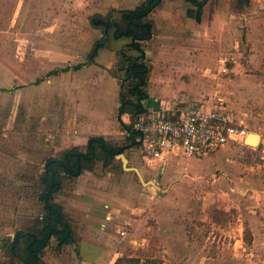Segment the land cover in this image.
<instances>
[{"label": "crops", "instance_id": "obj_1", "mask_svg": "<svg viewBox=\"0 0 264 264\" xmlns=\"http://www.w3.org/2000/svg\"><path fill=\"white\" fill-rule=\"evenodd\" d=\"M146 1L97 0L90 9L85 1H77L84 15L92 12L96 16L97 19L91 20L90 35L102 46L92 55L94 46L84 55V60L74 65L55 68L71 67L59 75L47 76L55 70L47 63V73L33 85L45 94V134L49 144L48 157L42 162L39 175L48 158L59 157L73 147L85 148L91 137L102 136L128 145L119 135L133 123L134 115H118L123 75L119 67L121 53L130 57H137L138 53L131 48V38L116 39L113 27L107 33L93 22L111 14L112 20H120L116 12L135 9ZM61 3L67 5L66 0ZM231 3L232 0H162L161 6L150 14L154 35L143 44L146 61L152 68L147 86L149 100L144 102L146 112H172L177 108L171 105H177L179 100L208 103L220 99L233 121L250 129L242 119L243 106L264 99V0H247V3L234 0L233 9L248 17L231 11ZM12 5L10 0H0V39L6 38V13L12 10ZM242 37L251 48L247 55L249 71L261 75H244L246 68L240 63V51L229 53V48L239 44ZM224 63L229 72L220 75ZM83 64L86 65L73 70ZM6 72L5 65L0 63L3 79ZM255 90L261 93L255 95ZM52 91L64 101L60 119L59 114L48 109ZM260 115L264 118V112ZM250 130L259 137L264 134ZM124 155L130 170L116 157L109 166L99 162L93 171H85L74 181L65 183L56 202L74 223L73 239L60 251L52 239L43 254V264H119L121 253L124 258H150L159 264H264V175L258 176L253 166L256 159L248 149L226 146L206 156L211 162L210 176L180 165L176 161L179 157L170 158L163 165L146 162L136 147L129 148ZM237 163H242V167ZM132 169L140 171L147 185ZM216 173L219 176L212 184L219 186L214 192L206 191L204 199H197L194 210L187 207L186 213L176 210L177 203L188 200L189 191L190 194L204 192L210 186L208 180ZM150 190L165 194L155 200ZM227 205L237 209L231 227L236 243L218 246L207 243L208 239L199 242L196 235L199 225H215L211 210L216 206L214 209L227 212ZM187 224L192 225L194 234L186 242ZM123 231L127 233L121 237ZM147 237L155 240L156 249L148 244L144 249L134 247L133 243H143ZM2 244L0 264H5V259L15 264L14 259L5 255ZM211 246L222 255L210 256ZM228 250L231 255L227 254Z\"/></svg>", "mask_w": 264, "mask_h": 264}, {"label": "rangeland", "instance_id": "obj_2", "mask_svg": "<svg viewBox=\"0 0 264 264\" xmlns=\"http://www.w3.org/2000/svg\"><path fill=\"white\" fill-rule=\"evenodd\" d=\"M61 1L10 0L13 4L12 10L6 13L8 14L5 25L6 38L0 39V63L7 69L5 79L0 74V243H3V246L9 243L17 230L31 223L42 211L36 200L35 182L42 162L48 157L49 144L46 142L45 134L47 114L45 94L33 85L47 73L48 70H45L47 63L51 69L74 65L78 60H84L87 56L85 54L97 45L94 37L90 35L91 20L97 19L96 16L94 14L92 16V12L84 15L78 7V0H66L67 5H63ZM84 1L87 9H90V5L97 4V0ZM85 16L86 21H84ZM250 49L245 38L242 37L239 44H235V47L231 46L228 50L229 53L240 51V63L246 68L244 75L259 73L249 71L247 55ZM227 56L232 57L231 54ZM55 87L59 88L58 85ZM54 93L53 91L49 93L48 109L50 113L59 114L58 119H60L64 101L60 94ZM260 93L255 90L254 94ZM176 104L171 105L173 109H185L194 102L186 99L179 100ZM243 110L242 119L246 120L250 129L264 132V118L260 115L264 112V99L260 103L252 101L245 103ZM232 111L237 115L235 110ZM208 158L186 161L179 157L176 161L182 166L188 165L190 171L195 170L196 173H207L206 176H210L212 171ZM146 162L153 164L156 161ZM237 165L242 167V163ZM253 166H256L258 176L264 175L263 163L254 161ZM218 176L219 173H216L208 180L210 186L204 188L202 190L204 192L199 190L190 194L189 191L186 194L188 200L184 199L180 204L176 202V210L182 213H186L188 209L194 210L197 199H204L207 195L206 191L211 193L218 188V183L214 186L212 184ZM150 191L155 200H159L165 194L156 190ZM214 208L211 210V215L215 219V225L211 226L209 223L199 225L197 240L205 243L208 239L207 243H217L218 246L236 243L235 232L231 227L234 226L233 214L237 215V209L227 205L226 209L229 212L227 216L219 214L215 216ZM150 224L155 225L152 220ZM192 228L191 224L186 225V242L193 239ZM248 240L247 236V243ZM143 243L148 244L150 248L153 246L155 248L156 244L153 238L150 241L148 237ZM211 247L208 250L210 256L217 258L222 255L220 250ZM129 251V254H132L130 249ZM227 254L231 255V251L228 250ZM3 262L12 264L8 259ZM119 264H124V261Z\"/></svg>", "mask_w": 264, "mask_h": 264}, {"label": "trees", "instance_id": "obj_3", "mask_svg": "<svg viewBox=\"0 0 264 264\" xmlns=\"http://www.w3.org/2000/svg\"><path fill=\"white\" fill-rule=\"evenodd\" d=\"M161 4L162 0H147L135 9L116 12L120 20H112V14L108 18L98 19L109 25V28L115 29L114 38H131V48L138 53L137 57L121 53L119 71L123 75L120 77L122 86L119 117L131 113L135 119L137 115L147 111L144 102L149 100L147 86L152 68L146 61L143 44L153 38V24L149 16ZM93 24L102 26L96 25L95 21ZM103 27L106 29L105 26ZM100 46L102 43L96 46L92 55ZM85 65H78L73 70L77 71ZM70 69L71 67L58 68L47 76L59 75ZM135 145L134 141L127 145L102 136H94L89 139L85 148L73 147L64 151L59 157L48 158L35 182L36 200L42 211L31 223L15 232L14 238L5 245V255L14 259L15 264H43V254L51 245L52 239L56 240L58 251L68 245L73 239L75 226L63 207L56 202V197L63 191L65 183L74 181L85 171H93L99 162L109 166L118 155L124 154ZM214 214L227 216L226 211L218 209H214ZM213 221L215 222V219ZM121 261H124V264H142V259L134 257H126ZM152 264L159 263L152 260Z\"/></svg>", "mask_w": 264, "mask_h": 264}, {"label": "built area", "instance_id": "obj_4", "mask_svg": "<svg viewBox=\"0 0 264 264\" xmlns=\"http://www.w3.org/2000/svg\"><path fill=\"white\" fill-rule=\"evenodd\" d=\"M220 75L228 74L224 63ZM244 124H236L220 99L208 103H194L185 109L168 113L145 112L135 117L129 129L119 135L127 143L135 142L146 161L166 164L170 158H201L211 156L226 146L248 149L256 161L264 165V134L256 146L247 143L253 135ZM126 231L120 235L124 237ZM144 249L146 243H133ZM123 259L124 255L119 254ZM142 264H152L142 259Z\"/></svg>", "mask_w": 264, "mask_h": 264}, {"label": "water", "instance_id": "obj_5", "mask_svg": "<svg viewBox=\"0 0 264 264\" xmlns=\"http://www.w3.org/2000/svg\"><path fill=\"white\" fill-rule=\"evenodd\" d=\"M243 1H244V3H247V0H243ZM233 3H234V0H232V3H231V7H230V10H231V11L233 10L235 13H239V15H242V16H245V17H248L246 14L234 10V9H233ZM95 24H96V25H102V26H105V27H106V31L109 29V25H107V24H106L105 22H103L102 20L95 21ZM255 138H256V139H255ZM259 141H260V137H259L258 135H254V134H253V135H251V136L248 138L247 143H248L249 145L256 146V145H254V144H256V143L258 144ZM117 159L121 160V161L123 162V166H124L126 169L130 170V169L127 167V165H128V160H127V158H126V156H125L124 154H120V155H118V156H117ZM132 170L135 171V172L137 173V175H138L140 181H141L144 185H147V182L145 181V179H144V177L142 176V174L140 173V171L137 170V169H132Z\"/></svg>", "mask_w": 264, "mask_h": 264}, {"label": "bare ground", "instance_id": "obj_6", "mask_svg": "<svg viewBox=\"0 0 264 264\" xmlns=\"http://www.w3.org/2000/svg\"><path fill=\"white\" fill-rule=\"evenodd\" d=\"M256 139V138H255Z\"/></svg>", "mask_w": 264, "mask_h": 264}]
</instances>
